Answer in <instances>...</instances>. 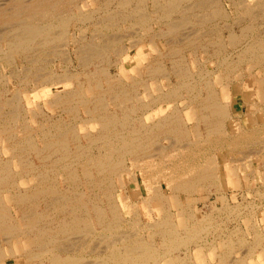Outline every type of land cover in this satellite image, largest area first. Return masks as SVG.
<instances>
[{"label": "bare ground", "instance_id": "6f19581e", "mask_svg": "<svg viewBox=\"0 0 264 264\" xmlns=\"http://www.w3.org/2000/svg\"><path fill=\"white\" fill-rule=\"evenodd\" d=\"M131 1L114 0L113 8L106 7L109 2H105L104 6L90 11L86 10L88 0H83L82 6L76 0H0V60L10 65L16 56L27 58L28 65L22 67L23 71L17 77L24 85L30 82L38 84L32 91L38 90V93L49 96L45 105L51 110L59 108L58 111L67 114L58 113L57 117L45 115L44 120L37 121V114L32 109V118L28 120L24 117L26 114L23 116L24 108L20 107L21 111L17 104L18 94L28 93L25 89L14 93L16 98L13 95L9 100L0 98V264H197L195 255L198 256V264H214L215 257L220 264L230 262L226 261L225 254H216L214 247L213 253L207 252L206 255L203 251L208 245L204 250L201 247L206 244H197L193 252L189 251V244L202 239V231L210 232L207 223L211 219L206 221L210 217L206 215L201 219L196 217L192 204L194 200L198 201L199 196L193 200L186 199L184 203L179 200L178 192L185 191L192 197L198 188L210 192L213 186L222 199L221 204L210 202L214 210L225 209L224 214L228 212L226 216L238 210L239 202L232 203V207L228 203L226 184L231 181L233 189H240L241 181L247 176L244 174L248 173L239 171L244 165L241 169L227 165L223 170L217 161L229 164L239 160L241 156L235 157L234 154L252 149L247 145L254 144L258 133L264 132V105L259 107L253 98L255 96L264 103V74L254 76L250 72L258 65L264 67V41L258 36L251 38V34L247 37L245 30L252 29V25L238 27L239 23H236L239 35L232 27L227 28V36L221 40L218 20H225L228 16L221 0H133L132 6ZM187 1L186 7L185 4L180 7ZM224 1L243 16L261 14L264 17V0ZM146 2L152 5V17L148 16ZM205 5L207 7L204 8ZM73 7L77 12L72 10ZM179 7L184 10H180L181 14L189 13L187 17L178 16L183 18L174 19L176 23L173 19V23L168 21L167 31L155 35H177L180 24L193 26L191 23L195 21L192 20L197 24L200 22V25L205 21L214 22L213 25L210 23L213 26L211 30L217 34L212 37L213 41L210 35H203L205 31L199 26L187 35L194 34L188 39L190 47L195 44V35L196 39H200V35H203V40L208 39L207 47L205 43V46L199 43L201 49H208L212 44L213 55L217 57L212 72L206 74L207 70L199 69L195 75L190 74L181 56L184 49L176 47L175 54L173 49L161 54L153 41L149 48L156 51L157 56L146 59L142 64L149 82L143 78L134 79L142 85L141 93L135 90L134 84L131 87L124 84L120 73L116 76L118 81L111 83L105 67L86 73V88L81 84L70 87V83L65 87L63 83L73 78L72 74L65 73L60 77L50 69L43 70L44 66L37 67L38 61H46L43 57L47 54H58L62 61L70 63L71 52L67 49H70L68 43L71 40L77 62L88 64L100 58L107 65L120 66L127 49L119 44L121 38L113 39L98 33L93 34L89 42H84L83 35H79L81 38L78 40L68 34L69 26L73 22L82 23L94 12L102 10L98 12L100 21H95L101 30H118L120 24L131 16L130 19L140 23L141 28L150 31L153 22L159 23L163 17L169 19ZM222 27L226 29L225 24ZM227 45L236 49V61L220 58ZM111 51L116 60H110ZM142 57L145 59L143 54ZM166 58L169 65L164 62ZM240 63H246V90L243 89L244 81L240 80L243 75L238 68ZM135 74L139 75V72L135 71ZM159 77L163 84L156 81ZM93 80L95 83L91 84ZM233 80L237 81L232 83ZM91 85L96 93L87 97L86 90L91 92ZM233 94L240 95L245 106V113L239 119L238 112L234 117L229 110ZM179 100L181 103L177 102ZM41 104H38V113H43L45 106ZM110 105L112 109H109ZM79 110L83 111V116ZM146 115L149 121L144 119ZM16 128L22 133L20 137L15 134ZM161 141L167 144L163 145ZM32 152L39 163L29 158ZM240 159L243 160L242 157ZM138 178L147 194L141 198L146 222L139 219L137 205L123 195L127 184L132 192L139 190ZM240 195L245 197L242 193ZM234 196L235 192H231V197ZM169 207H175V213ZM126 215H133L132 221ZM127 227L132 232L126 231ZM142 229L148 231L147 238L142 236ZM258 231H253L254 239L246 246L247 252L243 249L242 253L246 254H242L236 263L247 264V257L256 255L260 264H264V234L260 233L261 229ZM155 235L160 239V248L155 245ZM218 236L215 234L214 239ZM241 241L237 244L247 245L246 241L245 244ZM232 245L229 242L228 247L232 249ZM258 246L260 249L255 252ZM179 247L184 248V258H179L174 252ZM231 249H225V252L230 254Z\"/></svg>", "mask_w": 264, "mask_h": 264}, {"label": "rangeland", "instance_id": "374dc122", "mask_svg": "<svg viewBox=\"0 0 264 264\" xmlns=\"http://www.w3.org/2000/svg\"><path fill=\"white\" fill-rule=\"evenodd\" d=\"M103 1V2H102ZM110 1H112V2H110ZM166 1V0H165ZM205 1V0H204ZM235 1H239V0H235ZM76 2L77 3H79V5L80 6H82L83 5V0H76ZM105 2H109V4L106 6V7H114V5H115V3H114V0H94V2L93 1H90V0H88V5L86 6V10H93V9H98V8H100V6L101 5H103L104 6V3ZM221 2H222V0H221ZM225 2H227V1H225ZM99 3V4H98ZM131 3H134L133 2V0L130 2V5L132 6L133 4H131ZM187 3H188V1L187 2H184V3H182V5H180V7H183V4H185L184 6L186 7V5H187ZM228 4H229V2H227ZM228 4H223L224 6H228ZM99 5V7H97ZM97 7V8H96ZM179 7V10H178V12H175L176 14H172L170 17H169V19H167V20H165L164 19V17H163V20L162 21H158L159 23H152V30H150V31H146V30H144V28L142 27L141 28V26H140V23H137L134 19H130V17L131 16H129V19H128V23L129 24H131V25H129L127 22H125V23H121L120 24V27L118 28V30L116 29V28H112V29H107V31L106 30H101V28L98 26L99 24L97 23V22H95V21H100L99 19H100V15L101 14H99L98 12H101L102 10H100V11H98V12H94L93 14H92V17H90V19H88V20H85L84 22H82V23H79V22H77V23H75L74 24V22L69 26V28H68V34H70V35H74L75 36V38L76 39H78L81 35H83L82 37H84V42H89L90 41V39L92 40V36H93V34H94V36L95 35H98V33L100 34H107V36L106 35H103V36H105V37H109V38H117V39H119V38H121V40H119L120 42H119V44H121V45H123L125 48H127L126 50H125V58H124V61H123V63L122 64H120V66H116V65H113V64H110V65H107L106 64V62L104 61H102V60H100V58H95V59H93L92 61H91V63H88V64H81L80 63V61L79 62H77V60H76V58L74 57V53L72 52L73 51V45H74V43L72 42V40L70 41V43H68L69 44V46H68V48H70V49H67L69 52H71V57H72V59H71V62L70 63H67L66 61H62L63 59L57 54V55H55V54H47L45 57H43V58H45L46 59V61H38L39 63L37 64V67H42V66H44L42 69L43 70H51L53 73H55V74H57L58 76L60 75V77L61 76H63L64 77V75H65V73H66V75L69 73V75H73V78H71L69 81H67V82H64L63 83V86H65L66 87V85L67 84H69L70 83V87H77L79 84H81V87H84V88H86V87H88V84H87V82H86V73H88V72H90V71H92L93 70V72L94 71H97L98 69H99V67H105V68H107V73H108V71H109V74H108V76L110 77V82L112 83V82H116V81H118V78L116 77V76H118V73H120V75H121V79H122V81L124 82V84H127V85H129L130 84V87H131V84H134L135 85V90H137V92H139L140 91V93L142 92V90H143V88H142V85L141 84H139V83H137L136 81L137 80H134V79H138V78H142V72H143V67H142V64L143 63H145L146 62V59H151L152 57H156L157 56V52L156 51H154V50H152V49H150L149 48V45H150V43H151V41H153V42H155V43H157V45L159 46V49H158V51H160V53L161 54H163L164 52L166 53V52H169V49H175L176 47L177 48H179V49H184V51H182V54H181V56H183V58H184V61H186V64H187V66L186 67H188V69H189V72H190V74H193L194 73V75L196 74V72L199 70V69H204L203 71L205 72L206 70V74H207V72L209 73V72H212L213 71V66H214V61H215V59H217V57L216 56H214L213 55V50H212V48H214V47H212V44H208L209 46H208V49H201L198 45H199V43L200 44H206V41H208V39L207 38H205V37H207V36H209L210 35V40H212L213 41V38L215 37V36H217V34H215L216 33V31H212L213 30V23H212V21L211 22H203V24H197L196 23V20H192V21H195V23H196V25H195V23L193 22V24L191 23V25H193V26H189L188 24L189 23H187L186 25H181L180 24V27H178V31H176V34L177 35H174V33H172V34H170V35H166V36H158V35H155L156 33H159V32H163V30H165V32L167 31V28H168V21H172V23H173V20L175 19V20H178V19H181V18H183L184 16L183 15H188L189 13H184V14H181L180 13V10H182V11H184L183 10V8L181 9ZM205 7H207L206 5L204 6V8ZM230 7V6H229ZM102 8V7H101ZM152 5L150 4V2H146V10L149 12V14H148V16H150V17H152L153 16V14H152ZM231 9H234L233 7H231ZM72 10L74 11V12H77V9L75 8V7H73L72 8ZM90 10V11H91ZM206 10H208V8L207 9H205V11ZM150 11H151V13H150ZM148 12H146V13H148ZM187 12V11H186ZM179 13V14H178ZM234 14H235V19H237V12H234ZM99 15V16H98ZM164 15H166V14H164ZM163 15V16H164ZM180 15H182L181 17H178V16H180ZM187 15L185 16V17H187ZM253 17H252V16ZM177 16V17H176ZM259 17V18H258ZM190 18H192V19H195V17L193 18V17H190ZM200 18V17H199ZM242 18H244L245 19V21H244V23H242V22H240V23H242V24H244L245 26L246 25H248V24H250V25H252V29L254 30H252L251 29V27H250V29H248V30H245L246 31V35H247V37H248V35H250L251 34V38H253V39H255V38H257L256 36H258L259 38H261L263 41H264V17L261 15V14H250V15H245L244 17L242 16ZM256 20H255V19ZM173 19V20H172ZM174 20V21H175ZM254 20H255V24H254ZM170 21V22H171ZM134 23V24H133ZM164 23V24H163ZM165 23H167V26H165L166 24ZM174 23H176V21L174 22ZM212 25H211V24ZM236 23H239V21H237V20H235V21H233V22H230L229 24H227V23H225L224 21H223V23L222 22H220V20L218 21V24L220 25V29H219V32H220V34H221V36H222V29H225V27H222V25L224 26V24H225V26H226V30H227V28L228 29H231V27H234V26H236ZM136 24V25H135ZM171 24V23H170ZM209 24V25H208ZM261 25V26H260ZM80 26H82L81 27V31H80ZM184 28H183V27ZM202 27L203 29H204V33L205 34H203L205 37H203V38H205L204 40L201 38L203 35H200V39H196V37H197V35H195L196 37L195 38H193L194 40H195V44H193V47H190V46H192V45H189V44H187L188 43V39H191L192 38V36L194 35V34H190L189 36H187L188 34H189V32H194L193 30V28H195V27ZM207 26V27H206ZM210 26V27H209ZM229 26H230V28H229ZM256 26V27H255ZM259 26V27H258ZM1 25H0V29H1ZM165 27H166V29H165ZM205 27V28H204ZM262 27V28H261ZM98 28V29H97ZM202 28H200L201 29V31H202ZM211 28H212V30H211ZM208 29H210L211 31H212V33H211V31H210V34H209V32L207 31ZM257 29V30H256ZM98 32H97V31ZM184 30V31H183ZM186 30V31H185ZM196 30V29H195ZM191 32V33H192ZM203 32V31H202ZM207 32V33H206ZM251 32V33H250ZM97 33V34H96ZM120 33V34H119ZM254 33H256V34H254ZM261 33V34H260ZM80 35V36H79ZM120 35V36H119ZM123 37H122V36ZM171 36V37H170ZM180 36H182L181 38H183L181 41H180ZM214 36V37H213ZM227 36V35H226ZM174 37H176V38H174ZM213 37V38H212ZM81 38V37H80ZM113 38V39H114ZM136 38V39H135ZM139 38V39H138ZM226 38V37H225ZM129 39H130V41H129ZM170 39V40H169ZM178 39V40H177ZM223 39V36L221 37V40ZM79 40V39H78ZM184 40V41H183ZM203 40V42H201ZM247 40V39H246ZM133 41H135V42H133ZM174 41V42H173ZM175 41H176V45H174L175 44ZM179 41V42H178ZM171 42V43H170ZM170 43V44H169ZM78 44H80V43H78ZM78 44H76V45H78ZM205 44L203 45V46H205ZM183 46V47H182ZM197 46V47H196ZM130 47V48H129ZM195 47V48H194ZM205 47H207V44H206V46ZM211 47V48H210ZM210 48V49H209ZM176 50V49H175ZM175 50L173 51V53L175 54L176 52H175ZM207 50V51H206ZM234 50H236V49H222V53L221 54H223V55H220V58L221 57H226V61H228V62H233V61H236L235 60V51ZM139 51V52H138ZM142 52V53H141ZM192 52V53H191ZM195 52V53H194ZM207 52V53H206ZM227 52V53H226ZM112 53V54H111ZM141 53V54H140ZM197 53V54H196ZM205 53V54H204ZM226 53V54H225ZM142 54L145 56V59L142 57ZM212 54V55H211ZM229 54V55H228ZM109 55H110V60H116V57H115V55H114V52H110L109 53ZM227 55V56H226ZM232 56V57H231ZM53 57V58H52ZM195 59H194V58ZM205 59H204V58ZM211 57V58H210ZM219 57V56H218ZM52 59V60H51ZM61 59V60H60ZM197 59V60H196ZM203 59V60H202ZM27 58H21L20 56H16L15 58H14V61L12 62V64H6V62H4L3 60H0V98H2V99H6V100H9L11 97H12V95L14 96V93H18V91L20 92V91H22V90H26V92H28V93H22V92H20L18 95V98H21V99H19V101H18V98H17V104H18V106H19V109L22 111V109L21 108H24L23 110L25 111H22L23 112V116H24V114H26V116H24L25 118H27L28 120L29 119H31L32 118V113H33V111L35 112V114H37V116H35L36 117V120L38 121H40V120H44V118H46L48 115H54V116H56L58 113H62L63 114V116H66L67 114H65V113H63L62 111L60 112V110L58 111V109L59 108H54L53 110H51V108H48L46 105H45V101H46V98H48L49 96L47 95V94H43V93H38V90H36V91H32V89L34 88V87H36L38 84H33V83H28L29 85H24V83L23 82H21V79L20 78H18L17 76L18 75H20L21 74V72L23 71V66L25 67V66H27L28 65V63H27ZM50 60V61H49ZM206 60V61H205ZM232 60V61H231ZM164 62L167 64V65H169V60L166 58V59H164ZM197 64H198V67H197ZM204 64V65H203ZM87 65V66H86ZM84 66V67H83ZM65 67V68H64ZM96 67H97V69H96ZM136 67V68H135ZM138 67V68H137ZM169 67V66H168ZM203 67V68H202ZM239 67H242V69H240V72H242V74L244 75L243 76V81H244V87H243V89H245L246 90V86H247V71H245L246 70V63H240L239 64ZM260 67V68H259ZM261 65H258L256 68H254V69H252V70H250V72L254 75V76H256V75H263L264 74V67H262ZM94 68V69H93ZM209 68V69H208ZM120 69H122V70H120ZM66 70V71H65ZM135 71H138L139 72V75H136L135 74ZM40 72H41V70H40ZM192 72V73H191ZM17 73V74H16ZM246 75V76H245ZM207 76H209L208 78H210L211 77V73H210V75L208 74ZM144 77H145V68H144ZM147 80H149V78H148V76H146L145 77ZM241 78H242V76H241ZM240 78V79H241ZM159 79H161L160 77H159ZM102 80V82H103V84H105V81L103 80V79H101ZM174 80H175V78L173 79V82H174ZM95 80H93L92 82H91V84H93V83H95L94 82ZM134 83H133V82ZM234 81V80H233ZM136 82V83H135ZM164 81L162 80L161 81V83H163ZM129 87V86H128ZM127 87V88H128ZM216 87H218V86H216ZM91 88H92V90H91V92L89 91V90H86V96L87 97H89L90 96V94L92 93V94H95L96 93V91H95V88H94V86L93 85H91ZM163 88H165V87H163ZM16 91V92H15ZM39 91H41V90H39ZM37 92V93H36ZM90 92V93H89ZM28 94V95H27ZM23 95V96H22ZM40 95V96H39ZM15 96L17 97V94H15ZM14 96V98H16ZM233 96H236L235 94H233ZM41 99H40V98ZM9 98V99H8ZM13 98V97H12ZM39 98V99H38ZM253 98H254V100H255V102L257 103V105L259 106V107H263V105H264V103H262V102H259V100L257 99V97H255V96H253ZM179 98H177L176 100H178ZM35 101H36V103H37V105L35 106ZM178 103H181L180 102V100L179 101H177ZM21 105H20V104ZM42 103V104H41ZM38 104H41V105H43V106H45L44 108H43V113H38ZM262 105V106H261ZM21 107V108H20ZM31 108V109H30ZM233 108V107H232ZM26 109H27V111H26ZM32 109H33V111H32ZM48 109V110H47ZM109 109H112V105H110L109 106ZM80 111V114H81V116H83L84 114H83V111L81 112V110H79ZM31 113V114H30ZM45 113V114H44ZM54 113V114H53ZM56 113V114H55ZM245 113V106H243V108H242V110H241V113L239 114L240 116H238L237 117V119H239L243 114ZM43 114V115H42ZM83 114V115H82ZM45 115H47V116H45ZM232 116V115H231ZM234 116V115H233ZM57 117V116H56ZM235 117V116H234ZM52 118H55V117H53L52 116ZM145 120L147 121H149V119H148V116H146V118H145ZM36 121V122H37ZM192 123L190 122V124L189 125H191ZM34 125H35V123H33V127H34ZM16 131H15V134L18 136V137H20L21 135H22V133L20 132V130H19V128H16L15 129ZM263 136V137H262ZM260 137H262V138H260ZM257 138H259V139H257ZM264 132H260V133H258V136H256V139H255V141L256 142H254V144H252V145H247V147H252V149H245V150H243V154H241V153H235L234 154V152H233V154H234V156L235 157H238V155H240L242 158H243V160L242 159H240L239 158V160L238 159H235L234 160V162L233 163H230L229 162V164L228 163H219V160L217 161V163L218 164H220V166L221 167H224V169L223 170H225V167L227 168V165H232V166H235V167H237V168H239V169H241V167H243V165H244V168L246 169V170H244V168H242L241 170H239V171H245V172H247L248 174H244V175H247L246 177H245V180H242L241 181V183H240V189L238 188L237 190L236 189H233V187H231L234 183L233 182H231V181H229L228 182V184H226V196H227V199H228V203H229V205H231L232 203L235 205V204H237V202H239L238 203V210H236V211H231V213H229V214H227V216H226V213H228V212H225V214H224V211H225V209H223L222 211L221 210H219V212H217V209H215L214 210V208H212L211 207V204H210V202L212 203V204H221L222 203V199L219 197V193L215 190V188L213 187V186H211L210 187V192H206V190H205V192H206V194H205V192H204V190H202L201 188H198L195 192H193L192 193V197H191V195L190 194H187L185 191H179L178 192V196H179V200H181L182 202L184 201V203H185V201H186V199L187 200H193V198H195V197H198V201L197 200H194L192 203V208L193 209H195V215H196V217L197 218H199V219H201L202 217H204L205 215L206 216H210L208 219H206V221L208 220L209 221V219H211V222L210 223H207V225H208V227H209V231L210 232H207V230H205V231H202L201 232V238L202 239H200V240H198L197 242H195V244H194V242L193 243H191V244H189V251H191V252H193L195 249H196V247L198 246V245H202V244H206V245H202L201 247H202V249L204 250L205 248H206V246H207V248L203 251L206 255H208V253H213V251H212V248L213 249H215L214 250V252L216 253V254H218V255H222V254H225V256H226V261H230L229 263H227V262H225V264L227 263V264H232V263H234V264H238L239 263V258H241V257H243L244 256V254H246V252H247V250H246V248L248 247V245H250L251 243L250 242H252L251 240H253L254 239V235H252L254 232L253 231H257V232H259L258 230H260L261 229V231H260V233H263L264 234V181H263V179H264V177H262V176H264L263 175V173H264V168L262 167V164H264V162H262L261 163V161L262 160H264ZM35 141H37V137L35 136ZM161 142H163V141H161ZM37 143V142H36ZM157 143V142H156ZM155 143V144H156ZM167 143L164 141L163 142V145H166ZM156 145H158L159 147H160V144H159V142L156 144ZM155 146V145H154ZM157 146V147H158ZM261 146V147H260ZM156 147V146H155ZM256 150H255V149ZM258 149V150H257ZM262 150V151H261ZM154 151H156L157 152V150H154ZM249 152V153H248ZM258 152V153H257ZM263 152V153H262ZM152 153H153V151H152ZM155 153V152H154ZM256 153V154H255ZM250 154V155H249ZM29 158L31 159V160H33V161H35L36 163H39V161L36 159V157H35V155H34V152H32V153H29ZM243 155L245 156V157H243ZM247 155H249L250 157H248ZM258 155V156H257ZM8 156V155H7ZM248 157V159H247V157ZM261 156H263L262 158H261ZM6 158V157H5ZM155 159V158H154ZM249 163V164H248ZM222 164V165H221ZM248 165V166H247ZM254 171H252V170ZM252 171L251 173H250V171ZM261 171V172H260ZM221 172H222V170H221ZM253 173V174H252ZM255 173V174H254ZM259 173H260V176H259ZM249 174H251V175H249ZM242 176V175H241ZM250 176V177H249ZM253 176V177H252ZM59 179H61V178H59ZM60 182H59V184L62 186V183H61V180H59ZM138 182L140 183V186H139V190H136V191H134L133 190V192H132V190H130V188H127V186H129V184H127L126 185V189H125V191L123 192V195L124 196H126V200H128V201H131V202H133L134 204H136L137 205V211H138V213H139V216L141 217H139V219L141 220V221H147V218H146V216L144 215V211L143 210H145L144 208H143V205H142V203H141V198H142V196H145V195H147L146 194V191H145V189L144 188H142V186H141V180H140V178H138ZM243 185V186H242ZM230 186V187H229ZM262 186V187H261ZM162 188L164 189V185L162 184ZM244 188V189H243ZM233 189V190H232ZM213 190V191H212ZM236 190V191H235ZM239 190V191H238ZM255 190H258V191H256L255 192ZM117 191V190H116ZM212 191V192H211ZM231 192H235V196H234V198H232L231 197ZM185 194V195H183V194ZM209 193H211V194H209ZM242 193V195L243 196H245V197H241V194ZM253 193V194H252ZM133 194H138V195H133ZM259 194H260V196H259ZM262 194V195H261ZM195 195V196H194ZM209 195V196H208ZM128 196V197H127ZM240 196V197H239ZM208 197V198H207ZM242 198V199H241ZM197 199V198H196ZM206 199V200H205ZM215 199H217V201L215 200ZM219 199H220V201H219ZM213 200V201H212ZM242 200V201H241ZM253 200V201H252ZM203 201V202H202ZM236 202V203H234V202ZM246 201V202H245ZM204 203V204H203ZM252 204V205H251ZM234 205H231V207L232 206H234ZM247 205V206H246ZM245 206V207H244ZM257 206V207H256ZM208 208H210V210H209V213H207L208 212ZM169 209H170V211L171 212H174L175 213V211H176V208L175 207H169ZM250 209V210H249ZM252 209V210H251ZM221 211V212H220ZM227 211V210H226ZM241 211V212H240ZM230 212V211H229ZM233 212V213H232ZM235 212H236V214H235ZM237 212H240L239 214L237 213ZM124 213V212H123ZM205 213V214H204ZM202 214V215H201ZM229 215V216H228ZM249 215H251V216H249ZM126 217H130L131 218V220L130 221H132V217H133V215H126ZM233 218V219H230V218ZM251 217V218H250ZM221 218V219H220ZM228 218V219H227ZM253 218V219H252ZM219 219H220V221H219ZM223 219V220H222ZM225 219V220H224ZM248 219H251V220H249V221H247ZM230 220V221H229ZM231 220H233V221H231ZM236 221V222H235ZM253 221V223L251 224V222ZM255 221V222H254ZM191 222V221H190ZM214 222H215V224L216 225H213L214 224ZM223 222V223H222ZM249 222V223H248ZM236 223V224H235ZM238 223V224H237ZM256 223L259 225H256ZM180 224V223H179ZM205 224V223H204ZM226 224V225H225ZM249 224V225H248ZM253 224L255 225V228H254V226H253ZM206 225V224H205ZM218 225V226H217ZM220 225V226H219ZM211 226L213 227V228H211ZM224 226V227H223ZM235 228H234V227ZM238 226V227H237ZM251 226L254 228V229H257V227H258V229L257 230H252V228H251ZM226 227V228H225ZM239 228L238 230H237V228ZM240 227H241V229H240ZM212 230H211V229ZM217 228H219V229H221V230H219V229H217ZM251 228V229H250ZM215 231H214V230ZM232 229H234V232L233 231H231ZM126 231H131L132 232V230L131 229H129V227H127L126 229H125ZM143 231H141L142 233V236H144V238H147L148 237V231L146 230V229H142ZM225 230V231H224ZM239 230H241L240 232H239ZM242 231H243V233L244 234H242ZM251 231H252V233H251ZM220 232V233H219ZM222 232H223V235H221L222 234ZM147 233V234H146ZM204 233V234H203ZM218 234L219 236H218V239H217V237H215V239H214V236H215V234ZM225 233H229V234H225ZM233 233H235V234H233ZM236 233H237V235H236ZM204 235V237H203V235ZM212 234V235H211ZM147 235V236H146ZM228 236V237H226V236ZM245 235V236H244ZM251 235H252V237H251ZM206 236V237H205ZM212 238H211V237ZM217 236V235H216ZM222 236V237H221ZM231 236V237H230ZM233 236V237H232ZM242 236L244 237V239L242 238ZM220 237L221 238H223V240H221L220 239ZM225 237V238H224ZM235 237V238H234ZM239 237V238H238ZM227 238H232V239H230V240H228ZM238 239V240H235V239ZM241 238H242V240L243 241H241ZM252 238V239H251ZM246 239V240H245ZM95 240V239H94ZM93 240V241H94ZM160 239H159V237L157 236V235H155L154 236V242L156 243L155 245L157 246V247H159L160 248V241H159ZM205 240H207V242H203V241ZM213 240V241H212ZM226 240H228V244H227V241ZM246 241V243H247V245H242V246H240V244H237V242H239L240 243V241H241V244H245V241ZM247 240H249V241H247ZM92 241V243H95V241L93 242ZM210 241L212 242V243H210ZM232 241H234V243L232 242ZM203 242V243H202ZM208 242H209V244H208ZM229 242L231 243V244H234V246L232 245V246H230V247H232V249L231 248H229L228 246H229ZM236 242V243H235ZM249 242V243H248ZM96 243H97V241H96ZM216 243V244H215ZM222 243L223 244H225L226 243V245H224L225 246V248H224V246L222 245ZM194 244V245H193ZM198 244V245H197ZM235 244H237V246L235 245ZM196 246V247H195ZM245 246V247H244ZM247 246V247H246ZM210 247V248H209ZM242 247V248H241ZM216 248H217V250H216ZM223 248V249H222ZM194 249V250H193ZM225 249L226 250H228V249H231L230 250V254H231V256H230V254H229V252L228 251H226L227 252V254H229V256L226 254V252H225ZM243 249H245V251L246 252H244V254L242 253L244 250ZM260 249V246H258L257 248H256V251L255 252H257V250H259ZM233 250V255H232V253H231V251ZM206 251V252H205ZM221 251H224L223 253L221 252ZM175 253H176V255H178L179 256V258H182V256H183V258H184V248L183 247H179L178 248V251H174ZM208 252V253H207ZM220 253V254H219ZM189 254H190V252H189ZM243 254V256H241ZM236 256V257H235ZM256 258H255V257ZM227 257H229L230 259H231V257H233L231 260H233L232 262H231V260L229 259V258H227ZM238 257V258H237ZM192 259H193V257H191ZM236 261H235V260ZM194 261L198 264V263H200L199 262V260H198V256L197 255H195V257H194ZM215 261V262H214ZM236 262H238V263H236ZM213 263L214 264H220L219 263V260H218V258H216L215 257V259H213ZM14 264V263H13ZM202 264V263H201ZM247 264H260V261L258 260V258H257V256L256 255H252V256H249V257H247Z\"/></svg>", "mask_w": 264, "mask_h": 264}, {"label": "crops", "instance_id": "0c3cea01", "mask_svg": "<svg viewBox=\"0 0 264 264\" xmlns=\"http://www.w3.org/2000/svg\"><path fill=\"white\" fill-rule=\"evenodd\" d=\"M222 2H224L225 4H228L227 2H225L224 0H222ZM225 8V7H224ZM226 10H228L227 12V18H225V20H220V22H222L223 23V21L225 22V23H227V24H229L230 22H232V21H235L234 19H235V14H234V11H233V9H231V7H229V5L228 6H226ZM240 12V11H239ZM239 12H237L238 14H237V18H238V20L237 21H239V26L238 27H240V25H242V23H244V21H245V19L244 18H242V16L243 15H241V13H239ZM241 17V18H240ZM244 17V16H243ZM240 18V19H239ZM219 21V20H218ZM240 22H242V23H240ZM237 26H234V27H232L233 29H235V32L236 33H238V35H239V33L240 32H238L240 29L238 28ZM238 28V29H237ZM227 33H228V31L226 30V29H222V36H223V38H225L226 37V35H227ZM240 46H238L237 47V49L239 48ZM225 49L227 48V49H231L228 45L226 46V47H224ZM210 49V48H209ZM239 68V70L240 69H242V67H238ZM142 78L144 79V80H146V82H149V80H147V79H145L144 78V68H143V72H142ZM243 76L244 75H242V80L241 81H243ZM156 81H158V82H161L162 81V79H157ZM235 81H237V80H234V81H232V83H235ZM239 82V81H238ZM163 84V83H162ZM233 98V103H232V105H231V108L229 109L230 110V112L232 113V115H234L236 112H238L239 114L241 113V110H242V108H243V105H242V101H243V98H241L240 97V95H236V96H233L232 97ZM233 107V108H232ZM147 116V115H146ZM146 116L144 117V119L146 118Z\"/></svg>", "mask_w": 264, "mask_h": 264}]
</instances>
